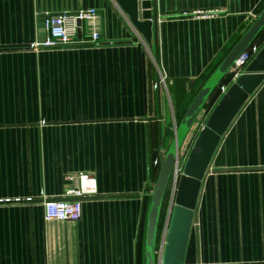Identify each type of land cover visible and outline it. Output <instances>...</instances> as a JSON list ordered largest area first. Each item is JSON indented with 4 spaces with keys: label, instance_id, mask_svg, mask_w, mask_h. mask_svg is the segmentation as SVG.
I'll use <instances>...</instances> for the list:
<instances>
[{
    "label": "crops",
    "instance_id": "obj_1",
    "mask_svg": "<svg viewBox=\"0 0 264 264\" xmlns=\"http://www.w3.org/2000/svg\"><path fill=\"white\" fill-rule=\"evenodd\" d=\"M92 8L101 14L97 45L32 49L47 16ZM156 8L150 46L115 0H0V264H146L153 162L264 0H156ZM79 171L97 181L81 219L45 221L41 194L61 198L65 176ZM169 214L170 201L160 259ZM185 264H264V82L210 163Z\"/></svg>",
    "mask_w": 264,
    "mask_h": 264
},
{
    "label": "water",
    "instance_id": "obj_2",
    "mask_svg": "<svg viewBox=\"0 0 264 264\" xmlns=\"http://www.w3.org/2000/svg\"><path fill=\"white\" fill-rule=\"evenodd\" d=\"M115 1L134 29L152 46L153 32L157 34L158 30L156 0ZM263 30L264 10L199 91L175 130L172 143L161 156L158 179L153 192L149 194L151 204L146 229V264H185L189 235L210 163L222 137L249 98L264 82V44L246 66L245 72L228 86L215 104L192 145L178 182L175 199L170 205L168 231L160 259L157 255V236L171 174L187 136L211 95ZM78 37L81 38L80 29ZM45 38L46 30L43 29L42 41Z\"/></svg>",
    "mask_w": 264,
    "mask_h": 264
},
{
    "label": "built area",
    "instance_id": "obj_3",
    "mask_svg": "<svg viewBox=\"0 0 264 264\" xmlns=\"http://www.w3.org/2000/svg\"><path fill=\"white\" fill-rule=\"evenodd\" d=\"M100 18L101 14L95 8L79 10L74 13L64 12L56 15H49L44 21V28L47 33L46 39L41 42L33 43L32 49L39 50L41 48H55L59 46L78 47L82 46L83 44L97 45L100 42L101 36L103 34L102 29L100 30ZM79 29L81 30V38L78 37ZM85 29L89 39L86 41L83 39V33ZM260 48L261 45H251L243 53L241 58L228 73L231 78V82L229 84L236 81L245 72L246 66L259 52ZM164 81V78L160 79L154 88L160 87L162 84H164ZM229 84L221 87V95L226 92ZM204 123L205 121L196 120L189 133L191 136H187L186 141L179 152L168 185L170 205L175 199L178 182L183 174L184 166L190 152L188 150L184 152L183 148L188 142L190 143V141H192L191 143H194L198 133L203 128ZM163 154L165 153H162L161 156ZM153 163L154 165L160 166L161 157ZM65 180L68 183V187L65 189L61 198L56 200H47V197L44 194H41V197L45 199L43 200L44 219L47 222H74L80 220L83 212V201L92 198L97 194V181L89 172L79 171L70 173L65 176ZM27 201H33V198H28ZM164 242L165 236L163 243ZM163 243L162 251L159 253L160 257L162 256L163 252Z\"/></svg>",
    "mask_w": 264,
    "mask_h": 264
},
{
    "label": "trees",
    "instance_id": "obj_4",
    "mask_svg": "<svg viewBox=\"0 0 264 264\" xmlns=\"http://www.w3.org/2000/svg\"><path fill=\"white\" fill-rule=\"evenodd\" d=\"M240 39L241 38L239 36H236V37H234L230 41V43L226 46V49H225L223 55L219 58V60L216 63H214L213 65H211L210 68L206 71L205 77H207V79H209V77L215 72V70L219 67V65L225 59L224 56L225 55L227 56V54L234 48V46L240 41ZM263 42H264V30L260 33V35L257 37V39L255 40V42L252 45H255L256 43L262 44ZM230 82H231V78L228 75L222 81V83L220 84V86L216 88V90L211 95L208 103L206 104V106L209 105L208 111H210L215 106V103L220 98V95H221V87L224 86V85H226V84H229ZM159 170H160V167H159ZM168 189H169V187L166 190V194H165V197H164L162 210L164 208V205L167 206L168 203H169V197H170V195H169ZM166 200H167V203H166ZM161 219H162V212H161L159 227H160Z\"/></svg>",
    "mask_w": 264,
    "mask_h": 264
},
{
    "label": "rangeland",
    "instance_id": "obj_5",
    "mask_svg": "<svg viewBox=\"0 0 264 264\" xmlns=\"http://www.w3.org/2000/svg\"><path fill=\"white\" fill-rule=\"evenodd\" d=\"M262 44H264V42L262 43ZM208 107H209V105L208 106H206L205 108H204V110L206 111V110H208ZM169 148V146L168 147H166V150Z\"/></svg>",
    "mask_w": 264,
    "mask_h": 264
}]
</instances>
